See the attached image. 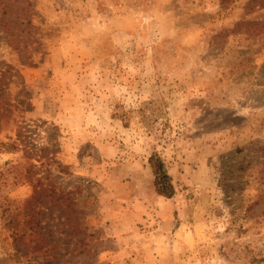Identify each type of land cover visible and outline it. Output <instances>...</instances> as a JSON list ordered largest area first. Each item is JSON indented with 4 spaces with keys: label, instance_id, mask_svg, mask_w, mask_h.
<instances>
[{
    "label": "rangeland",
    "instance_id": "374dc122",
    "mask_svg": "<svg viewBox=\"0 0 264 264\" xmlns=\"http://www.w3.org/2000/svg\"><path fill=\"white\" fill-rule=\"evenodd\" d=\"M0 264H264V0H0Z\"/></svg>",
    "mask_w": 264,
    "mask_h": 264
},
{
    "label": "trees",
    "instance_id": "16d2710c",
    "mask_svg": "<svg viewBox=\"0 0 264 264\" xmlns=\"http://www.w3.org/2000/svg\"><path fill=\"white\" fill-rule=\"evenodd\" d=\"M1 146L7 151L17 150L19 143L15 140L2 142ZM148 162L154 174V187L157 194L166 198H171L175 195L176 188L173 183L172 175L170 174L166 162L158 151H153L148 158Z\"/></svg>",
    "mask_w": 264,
    "mask_h": 264
}]
</instances>
